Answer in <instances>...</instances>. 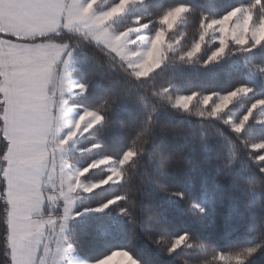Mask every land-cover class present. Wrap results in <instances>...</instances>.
I'll return each mask as SVG.
<instances>
[{"label":"trees","instance_id":"obj_1","mask_svg":"<svg viewBox=\"0 0 264 264\" xmlns=\"http://www.w3.org/2000/svg\"><path fill=\"white\" fill-rule=\"evenodd\" d=\"M120 1L98 0L94 9L101 12ZM180 7L186 11L170 33L179 40V49L146 76L135 75L83 34L60 29L43 36L72 52L71 75L83 93L70 103L101 117L69 145V163L86 168L98 157L121 160L131 154L120 182L76 193L80 199L67 242L85 261L126 251L137 264H264V161L256 160L264 147L254 148L264 144V122L257 121L264 113V37L257 45H233L215 60L209 57L215 44H204L191 58L185 55L206 22L238 8L264 18V2L138 0L127 5L115 30L140 27L141 33L153 35L162 28L163 17ZM241 89L245 94L213 113L214 98ZM178 96L195 100L181 108L174 105ZM205 96L213 100L202 106L197 100ZM247 115L242 128L234 130L231 122L240 123ZM8 146L0 139V166ZM107 174L106 167L99 166L80 179L99 182ZM4 192L3 177L0 264H12ZM105 204L109 206L102 212H87ZM185 236L182 245L170 251L175 240ZM249 249L256 251L249 255Z\"/></svg>","mask_w":264,"mask_h":264},{"label":"rangeland","instance_id":"obj_2","mask_svg":"<svg viewBox=\"0 0 264 264\" xmlns=\"http://www.w3.org/2000/svg\"><path fill=\"white\" fill-rule=\"evenodd\" d=\"M97 1L43 0L59 7L51 10L42 28L33 27L34 35L31 41L34 43L30 45L11 43L8 40L1 43L3 54L11 53L9 60L17 56L19 59L31 61L28 65L33 66V78L39 80L35 98L44 113L47 129L41 148L42 158L30 160L28 164L29 168L38 170L35 174L16 166L21 161V149L34 144L35 141L21 139L20 130L12 120H9L6 125L7 131L4 132V138L9 144L7 156H4V160L10 162L9 167L4 169L6 173L4 179L8 181L4 196L9 205L8 244L12 264H98L101 260L89 262L82 259L67 242L69 225L80 199L76 193H89L106 183L120 182L122 167L131 157L130 153L121 160L98 157L86 168L69 163V145L99 124L101 117L91 110L79 111L76 105L70 103L71 98L83 93L82 84L71 75L72 52L66 46L57 43L45 41L40 44L39 37L57 32L60 30L59 26L65 31L83 34L124 61L137 76H146L160 66L168 54L179 49V40L171 39L170 33L186 8H176L167 13L160 21L162 28L153 35H147L141 33L140 27H130L124 31L115 30L121 23L127 5L138 0H121L101 12L94 9ZM21 2L33 3L34 0ZM10 3L11 0H0L1 23L14 22L9 17V12L14 13L17 18L23 14L11 8L6 9L5 6ZM170 16L171 24L166 22ZM263 37L264 18L255 19L249 9L238 8L219 19L206 22L201 37L185 55L191 58L200 52L204 44H215L216 48L209 56L210 60H215L224 56L233 45L244 47L257 45ZM4 81V78L2 82L0 81L1 100L5 97ZM12 90L9 88L8 91ZM245 92L241 89L238 93L217 96L212 105L213 113L223 111L237 94L242 95ZM230 95L231 99L225 102L224 98ZM194 100L193 96H178L174 100V105L187 108ZM211 100H213L211 96H205L199 98L197 102L207 106ZM248 118L249 115L240 123L231 122L233 129L239 131ZM257 121L264 122V113ZM4 127L5 125H2L1 130ZM261 147H264V144L254 146ZM99 166H105L108 171L103 180L83 182L80 179L89 169ZM58 210L60 213L57 215ZM87 212L96 211L92 209ZM34 226H39V232L29 230ZM111 264H122V260L116 257Z\"/></svg>","mask_w":264,"mask_h":264},{"label":"snow or ice","instance_id":"obj_3","mask_svg":"<svg viewBox=\"0 0 264 264\" xmlns=\"http://www.w3.org/2000/svg\"><path fill=\"white\" fill-rule=\"evenodd\" d=\"M264 2V0H262ZM13 10H17L23 13L19 20L23 23L32 26L42 28L45 21L49 18L52 9L59 7V5L43 2V0H37L33 3H24L21 0H11V3L5 6ZM15 23V21H14ZM3 35V33H0ZM45 37H39V43L43 44L45 42ZM8 58L5 57V62L0 68L4 72L5 81V97L0 100V125H5L3 130H0V139H4V132L7 131V123L9 120L15 122L16 127L20 130V138L35 141L34 144L30 146H25L21 149V161L17 163V167L23 171L38 172L28 167L30 160H39L43 156L41 148L43 146V138L47 134V129L45 127L44 113L41 111L39 102L35 98V93L39 87V80L33 78L32 74L29 72H21L19 74L13 72H8ZM9 88H12V92H9ZM86 90V89H85ZM239 130V129H238ZM5 143L7 140L5 139ZM4 156H7V148L4 150ZM9 160L5 159L3 165L0 166V178H3L6 173L4 169L9 167ZM8 181H5V189L7 190ZM109 205L105 204L103 208H96L94 211L102 212L104 208ZM7 227V225H5ZM30 231L39 232V226H34L30 228ZM180 238L176 239L170 251H175L180 247L184 240ZM179 241V243H177ZM256 249H249V255H252ZM116 257L129 258V253L126 251H116L111 255L105 257L102 261L103 264H111ZM132 258V257H131ZM133 259V258H132Z\"/></svg>","mask_w":264,"mask_h":264},{"label":"crops","instance_id":"obj_4","mask_svg":"<svg viewBox=\"0 0 264 264\" xmlns=\"http://www.w3.org/2000/svg\"><path fill=\"white\" fill-rule=\"evenodd\" d=\"M32 1V0H30ZM34 2H37V0H34ZM9 17L15 21V23H6L2 21V18H0V33H3V35H0V48H1V43L4 40H8L9 42L13 43H25V44H33L34 42L32 40L33 34V27L29 26L17 18L14 13L9 12ZM6 23V24H5ZM58 29H61L60 26ZM13 37V39L8 38V37ZM34 38V37H33ZM7 53V51H6ZM11 53L9 55L3 54L2 48L0 49V68H2L4 62H5V57L8 58V72L11 74L13 72L19 74L21 72H29L33 76L32 68L33 66L28 65V62H31L29 59H19L17 56L13 57L12 59L9 60ZM3 78L5 79L4 72L0 70V81L2 82ZM2 99V96H1Z\"/></svg>","mask_w":264,"mask_h":264},{"label":"clouds","instance_id":"obj_5","mask_svg":"<svg viewBox=\"0 0 264 264\" xmlns=\"http://www.w3.org/2000/svg\"><path fill=\"white\" fill-rule=\"evenodd\" d=\"M173 15H174V14H173ZM166 22L169 23V24H171V23H172V17L170 16V17L167 19ZM237 38L239 39V37H237ZM241 42H242V40H241ZM230 99H231V95L225 97V98H224V101L227 102V101L230 100ZM221 107H222V105H221ZM256 160H257V161H264V154H262V155H260V156H257V157H256ZM261 172L264 173V168H261ZM183 239H184V237H181V238H180V240H183ZM177 243H179V241H178ZM188 247H192V245L189 244ZM131 257H132V256L129 254V258H125V259H123V260H122V264H136V261H135L134 259H132ZM98 264H103V261H102V260L99 261Z\"/></svg>","mask_w":264,"mask_h":264}]
</instances>
